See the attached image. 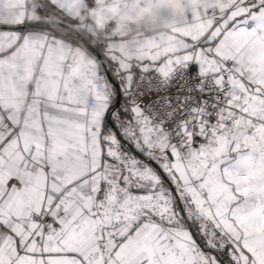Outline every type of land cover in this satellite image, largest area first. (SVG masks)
I'll use <instances>...</instances> for the list:
<instances>
[{
    "label": "snow or ice",
    "instance_id": "6c2138e0",
    "mask_svg": "<svg viewBox=\"0 0 264 264\" xmlns=\"http://www.w3.org/2000/svg\"><path fill=\"white\" fill-rule=\"evenodd\" d=\"M0 264H264V0H0Z\"/></svg>",
    "mask_w": 264,
    "mask_h": 264
}]
</instances>
